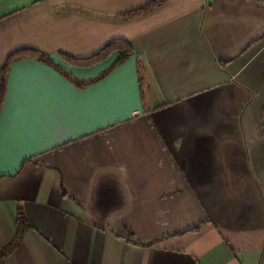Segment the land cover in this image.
<instances>
[{"label": "crops", "instance_id": "crops-1", "mask_svg": "<svg viewBox=\"0 0 264 264\" xmlns=\"http://www.w3.org/2000/svg\"><path fill=\"white\" fill-rule=\"evenodd\" d=\"M150 1L0 0V264H264V0Z\"/></svg>", "mask_w": 264, "mask_h": 264}, {"label": "trees", "instance_id": "trees-1", "mask_svg": "<svg viewBox=\"0 0 264 264\" xmlns=\"http://www.w3.org/2000/svg\"><path fill=\"white\" fill-rule=\"evenodd\" d=\"M162 0H151L150 2H148L146 5L126 12L122 15H120L123 18H132V17H136L138 15H141L142 13L156 7L159 3H161ZM113 51H117L118 52V56L116 58V61L113 64H117L121 61H123L127 56H129L130 54V49L128 46V43L123 40V39H112L109 42H107L100 50L99 52H97L95 55H93L92 57H89L88 59H84V60H79V59H75L67 54H63L62 52L58 53L59 57H61L63 60H65L66 62H68L71 65H76V64H80V65H88L92 62H96V61H100L104 58H106L107 56H109ZM22 56H29V57H33L38 60H41L45 63L54 65L53 61L50 59V57H48L47 55L33 50V49H23V50H19L16 51L14 53H12L5 61V63L1 66L0 69V107L5 95V90H6V72L9 68L10 63ZM57 66V65H56ZM113 66V65H111ZM29 228V225L27 224V221L25 219V217L23 216L22 213H18L17 215V220H16V230H15V235L13 236V239L10 241V243L0 249V256L5 255L6 253H8L9 251H11L12 249H14L17 244L19 243V241L22 238V234L25 232L26 229Z\"/></svg>", "mask_w": 264, "mask_h": 264}, {"label": "snow or ice", "instance_id": "snow-or-ice-1", "mask_svg": "<svg viewBox=\"0 0 264 264\" xmlns=\"http://www.w3.org/2000/svg\"><path fill=\"white\" fill-rule=\"evenodd\" d=\"M4 115L0 114V154H2L4 146Z\"/></svg>", "mask_w": 264, "mask_h": 264}]
</instances>
